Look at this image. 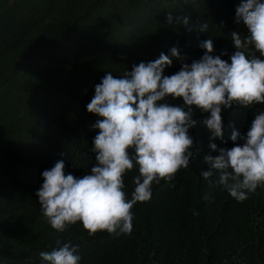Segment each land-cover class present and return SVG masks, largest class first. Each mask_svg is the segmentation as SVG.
Returning a JSON list of instances; mask_svg holds the SVG:
<instances>
[{
  "label": "trees",
  "instance_id": "trees-1",
  "mask_svg": "<svg viewBox=\"0 0 264 264\" xmlns=\"http://www.w3.org/2000/svg\"><path fill=\"white\" fill-rule=\"evenodd\" d=\"M220 9L218 0H0V264H41L43 247L69 239L47 225L34 192L48 163L63 159L67 174L89 162L92 139L61 138L66 106L83 112L99 73L173 44L194 56L187 47L212 33L222 46L233 31L247 34ZM168 12L188 16L192 30L167 24ZM134 187L125 186L129 198ZM249 196L237 202L200 174L187 184L161 180L131 209L130 236L86 234L81 264H264V191ZM34 239L43 245L31 247Z\"/></svg>",
  "mask_w": 264,
  "mask_h": 264
},
{
  "label": "clouds",
  "instance_id": "clouds-1",
  "mask_svg": "<svg viewBox=\"0 0 264 264\" xmlns=\"http://www.w3.org/2000/svg\"><path fill=\"white\" fill-rule=\"evenodd\" d=\"M218 1L246 35L233 31L232 42L222 46L212 33L187 47L194 56L173 44L161 49L168 54L157 57L159 50L115 75L99 73L83 112L66 106L68 134L61 138L92 139L90 159L67 174L63 159L47 162L37 179L45 222L69 237L43 247L41 264H81L86 234L98 230L130 236L136 228L131 209L150 200L161 180L187 184L200 174L237 202L264 191V0ZM166 23L192 30L186 15L168 12ZM199 29L206 31L207 22ZM82 147L88 156V145ZM132 183L129 198L124 189ZM144 236L135 237L132 252ZM42 245L34 239L31 247Z\"/></svg>",
  "mask_w": 264,
  "mask_h": 264
}]
</instances>
